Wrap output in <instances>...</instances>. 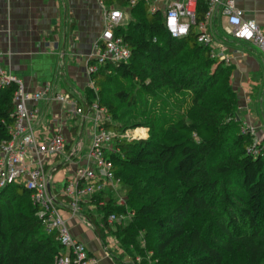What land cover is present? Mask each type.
I'll return each instance as SVG.
<instances>
[{"label":"trees","instance_id":"trees-1","mask_svg":"<svg viewBox=\"0 0 264 264\" xmlns=\"http://www.w3.org/2000/svg\"><path fill=\"white\" fill-rule=\"evenodd\" d=\"M132 1L104 0V3L108 7H130ZM207 13L208 3L200 0L196 22L189 34L173 38L166 29L162 13L152 12L147 0H138L132 7L134 18L116 30L131 50L130 60L105 63L91 74L93 86L88 89L86 102L97 101L114 120L115 124L106 122V128L116 134L115 149L107 155L116 177L126 185L133 217L129 224L121 223L112 228L107 225L108 216L129 214L125 206L117 205L109 196H95V200L98 204L104 202L99 207L101 223L109 233L117 237L134 260L142 256L141 262L135 264H152L151 261L153 264H261L264 259V144L258 146L257 154L248 152L252 145L250 134L239 127L234 138L239 153L229 156L209 172L206 162L217 149L223 129L219 119L208 116L207 108H197V99L185 115L177 116L175 110L167 108L172 118L169 129L146 139L123 138L122 128L116 124L123 119L121 109L125 108V113L141 110L136 108L138 99L156 97L157 84L165 79L171 88L197 89L199 86L192 78L181 76L182 71L189 68L191 73L203 75L204 79L209 75L203 83H217L225 76L226 92L232 98H222L217 103L231 116L236 127L238 101L230 76L233 68L211 58V48L198 42V27L205 22ZM172 61L184 66L179 74L175 70L174 79L169 80L170 74L164 66ZM197 65H201L200 71L196 70ZM116 74L141 87L137 92L117 87L114 96L120 107L102 97L103 88L114 83ZM17 88L14 82L0 87V143L11 140V129L16 121L14 94ZM127 169L133 172L125 179ZM134 172L148 177L136 180ZM195 179L198 180L193 182ZM179 181L187 186L171 192V184ZM201 188L210 190V197L219 190V201L223 205L222 219H225L216 227L215 234H210V239L204 237L202 227L190 223L192 211H197L199 217L211 209L206 192L199 195ZM38 210L32 201V192L20 184L10 185L0 192V264H56L63 249L55 233H46L37 216ZM89 219L100 236L105 237V228L91 216ZM141 235L146 239V247H142L138 239Z\"/></svg>","mask_w":264,"mask_h":264},{"label":"crops","instance_id":"crops-1","mask_svg":"<svg viewBox=\"0 0 264 264\" xmlns=\"http://www.w3.org/2000/svg\"><path fill=\"white\" fill-rule=\"evenodd\" d=\"M233 2L246 19L256 21L264 31V0ZM103 12L98 0H0V49L5 71L21 81L28 92L49 85L52 95L64 93L72 98L69 102H30L29 106L39 111L36 125L41 133H62L68 141L67 153L78 145L80 158L90 145L92 123L89 118L73 116V111L87 103L92 86L89 66L95 43L104 29ZM226 29L227 18L217 7L208 19L206 31L213 39L214 50L224 52L231 60V79L247 126L263 135L264 54L254 44L227 35ZM47 163L45 168L60 192L75 166L68 164L64 155ZM108 192L112 191L105 193ZM105 193L101 198L107 197ZM91 205L92 201L84 203L82 216L68 221L72 235L95 259L91 264H132L127 255L106 253L107 239L100 236L89 219L91 216L100 226L102 215L98 217Z\"/></svg>","mask_w":264,"mask_h":264},{"label":"built area","instance_id":"built-area-1","mask_svg":"<svg viewBox=\"0 0 264 264\" xmlns=\"http://www.w3.org/2000/svg\"><path fill=\"white\" fill-rule=\"evenodd\" d=\"M98 1L104 7L102 17L104 29L95 43V55L89 66L90 75L95 73L100 65L108 62H128L132 56L123 37L116 33L118 28L125 26L123 20L126 13L119 7L108 8L104 0ZM202 1L208 3V13L205 22L198 27L200 32L198 42L211 48V58L231 65L230 58L224 52L215 53L213 39L206 31L208 19L217 7L222 8V13L227 18V35L254 44L264 54V31L256 21L246 19L233 0ZM147 2L152 12L163 13L169 34L173 38H182L189 34L191 26L196 22L200 0H147ZM134 3L135 0L131 2L132 5ZM11 82L18 86L14 99L16 121L11 129V140L0 143V192L13 184H20L32 192V201L39 209L37 216L42 221L46 233H55L62 246L63 251L56 258V264H91L95 259L90 256L86 246L72 235L68 221L82 216L86 202L92 201L93 211L100 207V204L104 205L102 201L98 204L95 196H102L108 190H118L122 185L107 155L112 150L110 145L116 134L106 128L108 121L106 109L101 108L97 101L85 103L83 108L82 105L74 108L73 116L89 118L92 123L90 145L85 156L80 158L78 145L67 153L68 141L62 133L57 132L53 135L41 133L36 125L39 111L29 106L30 102L50 99L69 102L72 98L64 93L52 95V87L49 85L42 90L28 92L21 81L5 71L0 49V87ZM94 91L97 94V89L94 88ZM251 132L254 133L253 128ZM134 135L132 140L146 139L144 133ZM255 141L248 148V152L253 154L258 153L260 142L264 144V134L260 142L257 139ZM62 155L65 156L66 162L75 168L72 176L66 178L63 189L58 192L45 167L47 161H53ZM83 158L86 162L82 160ZM129 215L111 213L107 218V225L114 228L123 223ZM100 226L105 228L107 239L105 251L110 255V249H119L118 239L109 233L104 224L101 223Z\"/></svg>","mask_w":264,"mask_h":264},{"label":"rangeland","instance_id":"rangeland-1","mask_svg":"<svg viewBox=\"0 0 264 264\" xmlns=\"http://www.w3.org/2000/svg\"><path fill=\"white\" fill-rule=\"evenodd\" d=\"M138 0H135V3ZM134 3V5H135ZM113 7H119V6H113ZM132 7L133 5L131 4L130 7H123V11L126 13L124 16L123 23L125 25L128 24L130 20L134 18L132 14ZM162 13V12H161ZM163 15V13H162ZM215 53L217 51L215 50ZM184 60V57H181ZM179 60V59H178ZM3 65V64H2ZM224 65H227L224 63ZM184 65L180 66L177 65L176 62L172 61L171 63L167 64L164 66V70L168 71L170 74L168 76V79H174V76L176 75V71L178 70V74L182 71L181 69L183 68ZM228 66V65H227ZM231 66V65H229ZM4 67V66H3ZM201 65L196 66V70L200 71ZM215 66L212 67L211 70H213ZM174 70V71H171ZM232 74V73H231ZM182 77L192 78L194 83H196L199 87L197 89H187L186 87L182 88L179 86V88H171V84H168L167 79L165 81L159 82L157 84V92L158 95L154 97L153 99H150L147 96H142L138 99L139 105L136 108H141V110H136L132 112L125 113V108L121 109L120 114L124 115L123 119L121 122H117L120 128H122L121 133L122 136L125 138L131 139L133 138V135H140L142 133L145 134L144 138H149L150 136H155L157 133H159L161 130H168L170 125L172 124V118L170 117L169 112L167 108H171V110H175V114L177 116L179 115H185L189 111L190 108L194 106V100L197 99V108H207L208 110V116L219 119L221 123V127L223 129V136L221 137L218 147L216 150L212 151L211 154L209 155V158L207 159L206 162V168L209 172H212V170L215 168V166L223 164L225 159L228 158L229 156L235 157L239 153V149L235 147L234 144V138L236 136V132L238 131L239 127L243 128L244 131H248L251 137L252 142L255 141V139L260 142L262 134L258 135V130L254 129V133L251 132V128L248 125L247 121L243 118V112L241 111V99L238 97L236 90H234V85L233 81L231 79L232 87L234 90V97L238 101V120L237 124L235 127V123L231 120V116H229L225 111L221 110V106L218 105V101L221 100L222 98H232L230 95L227 94V89L225 85V76L220 78L217 83H212L211 81L209 82H204L203 81L209 76L207 75L204 79L203 75H199L198 73H191L190 69L188 68L187 70H183L181 73ZM232 77V75H230ZM114 83L106 85L103 90V98L105 101L111 102L113 105L120 107L119 102L114 96V90L117 87L122 86L128 91H134L137 92L141 87L138 83L128 81L124 79L122 76H119L116 74L114 76ZM209 80V79H208ZM141 82V81H140ZM148 80L145 81L147 83ZM166 82V83H165ZM92 79H91V84H92ZM24 86V85H23ZM156 87V86H155ZM25 89V87H24ZM201 89V90H200ZM18 90V88H17ZM15 91V96L16 92ZM200 90V91H199ZM198 92V93H197ZM15 99V97H14ZM83 108V105L81 106ZM103 108V107H101ZM160 109V110H158ZM108 117L109 122H113L114 120L109 114H106ZM107 121V122H108ZM115 124V123H114ZM139 128V129H138ZM135 136V135H134ZM256 142V141H255ZM259 146L261 145V142L258 144ZM110 148L112 150L115 149V142L113 141L112 145H110ZM132 170L127 169L124 172V177L126 179L127 175L132 174ZM135 173V178L136 180L139 179H145L148 177V175L143 174L142 172H134ZM62 174L58 172V176L61 177ZM58 180V178H56ZM61 180V179H60ZM59 180V181H60ZM198 179H195L196 182ZM55 182H58L55 180ZM202 185H204V182L202 181ZM181 186H187L185 182H175L171 184V192L174 190H178L181 188ZM233 191L234 187H232ZM112 192L109 195V193H105L106 196H109L113 198V202H115L117 205L120 206H125L126 210L129 212V216H126L123 224L127 225L129 224L131 218L133 217L132 211L129 209L130 204L128 203V195L126 192V185L122 184L121 187L118 190H111ZM206 192V201L209 202L210 205V210H207L203 212L199 217L197 216V211H192L190 215V223L191 226H200L204 230V237L207 239H210L211 233L215 234V229L218 225H220L223 222V205L219 201V190L218 194H214L210 197V190H206L201 188L199 191V195L202 194L203 192ZM232 192V190L230 191ZM171 195V194H168ZM172 195L170 196V198ZM95 213L98 215V217H101V209L97 207V209L94 210ZM225 216V215H224ZM221 218V221H219ZM97 228V227H96ZM115 236V235H114ZM141 241V246L146 247V239L144 235H141L140 238H138ZM117 244H119V249H110V256L115 255L117 256V253H121L124 255L129 256L124 248L121 246L120 241L118 240ZM107 245V244H106ZM105 245V246H106ZM132 256V255H131ZM150 256V255H149ZM130 257V256H129ZM131 258L132 264L141 262L142 256L137 257L135 260ZM150 258V257H149ZM153 264V262L151 261ZM264 264V259L262 260V263Z\"/></svg>","mask_w":264,"mask_h":264}]
</instances>
